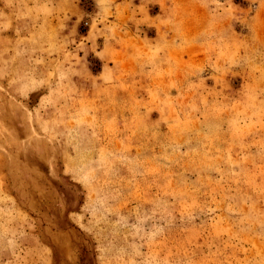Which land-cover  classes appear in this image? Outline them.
<instances>
[{
  "label": "rangeland",
  "instance_id": "rangeland-1",
  "mask_svg": "<svg viewBox=\"0 0 264 264\" xmlns=\"http://www.w3.org/2000/svg\"><path fill=\"white\" fill-rule=\"evenodd\" d=\"M0 264H264V0H0Z\"/></svg>",
  "mask_w": 264,
  "mask_h": 264
}]
</instances>
